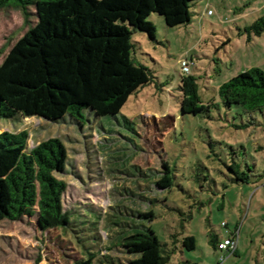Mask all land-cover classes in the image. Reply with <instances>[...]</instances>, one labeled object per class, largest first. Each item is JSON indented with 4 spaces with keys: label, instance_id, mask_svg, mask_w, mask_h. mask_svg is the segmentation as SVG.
<instances>
[{
    "label": "rangeland",
    "instance_id": "1",
    "mask_svg": "<svg viewBox=\"0 0 264 264\" xmlns=\"http://www.w3.org/2000/svg\"><path fill=\"white\" fill-rule=\"evenodd\" d=\"M191 10L192 21L177 27L153 13L156 40L134 34L137 57L156 81L133 94L117 116L98 118L86 111L84 122L0 119V133L29 131V149L50 138L65 143L64 201L67 209L74 207L64 229H42L37 214L1 221L0 264H76L84 257L80 246L91 247L96 227L102 254L107 253L104 241L115 232L151 228L170 250L175 239L196 238L193 251L177 242L169 264H264V179L239 184L229 169L236 161L263 173L264 112L225 108L218 93L231 78L253 67L264 69V34L249 38L245 31L264 15V0H197ZM29 12L25 21L17 8L0 10V64L37 24L36 9ZM184 59L188 74L197 78L202 104L214 105L210 113L182 112ZM166 165L173 183L158 189ZM150 211L153 221L144 216ZM235 230L240 231L238 253L222 261L225 254L213 247L210 235L226 237ZM115 251L110 253L116 259L129 256Z\"/></svg>",
    "mask_w": 264,
    "mask_h": 264
},
{
    "label": "trees",
    "instance_id": "2",
    "mask_svg": "<svg viewBox=\"0 0 264 264\" xmlns=\"http://www.w3.org/2000/svg\"><path fill=\"white\" fill-rule=\"evenodd\" d=\"M196 1L0 0V10L17 8L25 21L31 7L38 15L37 24L0 64V119L38 117L58 123L69 117L84 122L86 111L98 118L117 116L133 94L156 81L154 72L137 57L134 34L145 33L156 40L157 29L149 20L153 13L161 15L169 27L190 23ZM245 31L249 38L264 34V15ZM179 88L183 114L210 113L214 105L202 104L195 76H181ZM218 93L225 108L263 113L264 69L253 67L231 78ZM29 139L28 130L0 133V222L37 214L42 229H64L71 223L74 208L67 209L64 201L69 187L63 179L69 160L67 147L60 138H50L29 149ZM229 169L239 184L264 179V171L255 174L250 166L245 170L236 161ZM172 183L166 165L156 186L168 189ZM91 210L99 213L96 208ZM144 216L153 221L155 213ZM125 231L104 241L106 254L101 253L103 247L92 232L93 243L80 246L84 257L76 264H169L177 242L189 251L197 248L194 236L175 239L170 250L151 228L123 234ZM222 238L210 235L216 250ZM115 250L129 256L116 259L110 253ZM184 264L197 263L188 260Z\"/></svg>",
    "mask_w": 264,
    "mask_h": 264
},
{
    "label": "built area",
    "instance_id": "3",
    "mask_svg": "<svg viewBox=\"0 0 264 264\" xmlns=\"http://www.w3.org/2000/svg\"><path fill=\"white\" fill-rule=\"evenodd\" d=\"M209 13H212V11H209ZM183 71L186 73H190V65L187 62V59H184L182 61ZM264 186V185H263ZM227 225V223H224V226ZM239 234L240 231L235 230L234 232H229V235L226 237H223L220 242L218 249L222 251L225 255L221 258L222 261L226 260L227 256L233 255L238 251L239 248Z\"/></svg>",
    "mask_w": 264,
    "mask_h": 264
},
{
    "label": "crops",
    "instance_id": "4",
    "mask_svg": "<svg viewBox=\"0 0 264 264\" xmlns=\"http://www.w3.org/2000/svg\"><path fill=\"white\" fill-rule=\"evenodd\" d=\"M263 151V150H262ZM238 253V252H237Z\"/></svg>",
    "mask_w": 264,
    "mask_h": 264
}]
</instances>
